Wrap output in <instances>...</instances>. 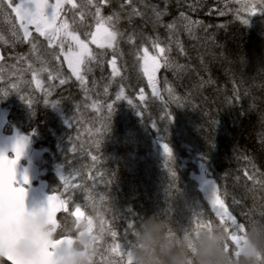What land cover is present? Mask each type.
Returning <instances> with one entry per match:
<instances>
[{"label":"trees","instance_id":"16d2710c","mask_svg":"<svg viewBox=\"0 0 264 264\" xmlns=\"http://www.w3.org/2000/svg\"><path fill=\"white\" fill-rule=\"evenodd\" d=\"M120 3L110 0L102 14L119 12L117 27L123 35L115 50L95 51L89 45L97 59L83 68L85 83L58 86L59 78L69 75L47 60L52 75L59 74L49 98L68 130L57 132L47 114L54 112L51 105L42 109L39 102L28 107L23 120L24 130L38 134L53 163L43 179L50 186L55 168L68 178V186L62 181L52 191L69 200V212L58 221L72 225L70 213L79 204L93 219L94 230L103 218L105 228L118 232V241L130 220L142 218L143 225L153 215L181 236L183 229L191 231L197 215L216 221L191 180L204 169L238 222L256 226L264 220V13L250 23V15L228 0H135L133 6L144 15L129 22L131 7L120 9ZM152 6L164 13L159 22L147 11ZM75 12L65 19L72 21ZM89 14L83 22L75 16L73 27L81 39L95 25ZM169 24L174 25L171 32ZM155 40L169 49V66L157 72L153 95L140 58L145 47L160 57ZM22 50L10 45L4 60L25 67ZM34 52L41 55L47 49L40 43ZM114 56L116 74L109 68ZM22 102L16 99L14 105ZM164 144L172 157L164 153ZM186 159L196 168L167 167ZM62 229L58 235L66 234ZM130 232L128 238L134 239ZM103 240L114 243L107 231Z\"/></svg>","mask_w":264,"mask_h":264},{"label":"snow or ice","instance_id":"6c2138e0","mask_svg":"<svg viewBox=\"0 0 264 264\" xmlns=\"http://www.w3.org/2000/svg\"><path fill=\"white\" fill-rule=\"evenodd\" d=\"M135 0H121L120 9L131 7V12L128 15L129 22H131L132 16H143L137 7L133 6ZM110 0H55V3H51L50 0H17L14 4L13 0H0V9L5 6L15 14V20L19 22V30L13 26L12 35L19 37L23 42H29L33 51L37 49V42L33 38V32L30 29L35 30V33L39 37H43L47 41L49 48H58L59 52H53L54 59L59 60L63 56L64 61L67 63L68 68L71 70L72 75L76 77L82 84L86 81L83 75H81L82 68L90 61L96 60L97 55L89 47L86 40L81 39V35L73 25L77 22L75 16L78 14L80 21L83 22L88 13V9L94 8L95 11L91 13L95 25L94 31L86 33L90 36V42L95 44L99 49H113L117 45L118 39L123 35L118 30V23L120 21V13L114 12L112 15L104 16L102 14V6H107ZM65 4L71 6V9L78 10L73 13L72 21L68 19H62L61 14L64 11ZM156 21L159 22L161 16L164 14L158 10L155 6H152ZM59 21V22H58ZM170 32L174 29V25H167ZM22 31V37L20 32ZM2 39V37H0ZM129 42H134L133 36L128 37ZM58 42V43H57ZM68 44L67 50H65V44ZM160 53V57L152 56L149 54L148 48L142 49L143 57V74L147 77L148 83L153 87V91H156V74L161 67L169 66V60L166 52L169 49L162 47L158 40L152 42ZM73 45L75 48H73ZM181 51L183 49L181 48ZM4 57L0 56V60ZM24 58L21 57V60ZM162 61V62H161ZM113 67V73L116 74V58L115 56L111 60ZM28 70L33 71V78L35 79L36 70L33 69L31 64H28ZM41 71L49 72V79L54 80L58 78L52 75L49 68L45 67L40 69ZM65 79L59 78V84H65ZM142 91V90H141ZM119 99V97H117ZM23 99V98H22ZM143 99V97H141ZM28 106L31 107V101L28 102ZM55 106V105H53ZM109 115L113 110V106L108 105ZM26 147V138H18L11 147V152L14 154L13 159L8 158L6 150H0V257L4 258L10 264H20L17 256L14 252V245L19 239L21 233L20 229L28 216H35L38 211H47L52 214L53 223L58 221L57 213L63 211L69 212V200L61 199L57 195H49L47 197V203L44 206L33 207L31 210L26 206L27 189L25 185L30 183L29 177L25 174L20 176L17 171V167L20 159L24 154ZM164 153L168 157H172L171 149L167 144L163 145ZM96 159L95 156L92 157ZM175 175V173H173ZM245 176L252 180L253 176L245 171ZM66 177H62L61 180L65 181L67 186ZM209 202L211 208L215 214L216 221L211 218H205L197 215L194 227L189 231L188 229L182 230V235L185 239L189 236L198 237L200 232L210 230L213 227L221 228L226 234L227 238L224 242V251L228 253L230 260L237 262L239 260V249L241 247V241L246 231V224L238 222V218L229 207L225 204L224 199L221 198L219 190L216 185H211V194L209 196ZM237 204L242 201H236ZM71 216L75 218L78 224L81 219L86 220L88 223L93 224L91 217L85 216V213L81 210L79 204L75 205L74 211H71ZM247 215V214H245ZM264 215V213H262ZM142 218H135L127 223V227L124 233L123 241H118V232L113 230L112 227L105 228V221L100 219V236L97 238V245L103 239V234L107 231L112 240L114 241L111 252L121 257L119 264H133L132 254L134 249L139 245V234L143 223ZM59 226V225H58ZM130 234L134 239H129ZM169 236H176V233L171 228L168 229ZM74 240L72 235L61 234L58 239L51 242L50 247L47 250L46 256L49 258L55 257V249L66 243L70 244ZM126 258V259H124ZM31 264H52L50 259L33 261Z\"/></svg>","mask_w":264,"mask_h":264},{"label":"clouds","instance_id":"9594fccd","mask_svg":"<svg viewBox=\"0 0 264 264\" xmlns=\"http://www.w3.org/2000/svg\"><path fill=\"white\" fill-rule=\"evenodd\" d=\"M52 214L38 211L28 216L20 229L14 252L20 264L50 259L52 264H95L100 226L81 219L70 227L55 223ZM86 221V222H84ZM59 225V226H58ZM75 232L72 243L55 249V257L46 256L51 242L58 239V230ZM227 234L219 227L200 232L199 236H169L167 222L159 216L149 217L141 226L139 245L132 254L133 264H237L224 251ZM238 264H264V220L247 225L239 249Z\"/></svg>","mask_w":264,"mask_h":264},{"label":"rangeland","instance_id":"374dc122","mask_svg":"<svg viewBox=\"0 0 264 264\" xmlns=\"http://www.w3.org/2000/svg\"><path fill=\"white\" fill-rule=\"evenodd\" d=\"M221 1H226V0H221ZM228 1L232 3L235 2L237 6L242 7L245 10V12L248 15H250V18L252 19L250 23L258 22L259 20H255V17L264 13V0H228ZM16 2L17 0H13L14 4ZM151 8L152 7H149L147 11H149ZM75 11H76L75 9H71L70 5L65 4V8L61 14V18L62 19L67 18L66 16L70 15L71 12H75ZM174 12L176 13L177 10H174ZM91 13L92 12H90L89 14L90 16H91ZM13 26H15L17 30H19V22L15 20V14L12 13L11 10L7 9L5 6L3 9H0V28L3 30V35H0V37H2V39H0V45L1 46L5 45L4 39L6 37L8 39L18 41L21 45L28 44V42H23L22 39H20L19 37H14L12 35ZM94 30L95 29L93 27L91 31H94ZM19 35L20 37H22V31L20 32ZM85 37L86 39L84 40H86V42H88V44L92 46L95 49V51L96 49H99L96 47L95 44H92L90 42V36L85 35ZM39 38H42V37H39ZM7 44L10 45L9 43ZM45 47L50 50H53L56 53L59 52L58 48H55V49L49 48L47 46L46 40H45ZM67 47H68V44L66 43L65 50H67ZM73 48H75L74 45H73ZM48 49H47V53L42 54L46 58V60H48V58L51 57V52ZM142 57H143V51H142L141 58ZM141 58H140V67L143 72V61ZM31 59L34 62H39V63H41L42 61L40 57L35 58L34 55L31 56ZM52 61L55 62L56 59H53ZM57 62H60L64 66L66 72L69 75V76L64 75V79L66 82L65 84L61 85L62 87H65L68 84H72L73 82L78 81L76 77L72 75V72L68 68L67 63L64 61L63 56H61L60 59L57 60ZM3 65L4 66L2 67L0 66V79H2L4 82L3 102H4L5 107L8 108L7 115L10 117V120H11V123L9 125V130L11 132L13 130H17L18 125L24 126L23 120L25 119L26 112L29 110L28 109L29 101H31V104H34L36 102H39V105L44 104L41 106L42 109H45L44 106H49V105H51V108L53 109V103L50 101L49 96L52 92L54 84L52 83V80L49 79V76H47L46 78H42L40 73H35L36 78L34 79L33 71L28 70V66H26V63H24L25 67L23 69L17 68V66L13 65L11 61H8V63H5ZM83 68H82L81 74L83 72ZM109 68L113 69L111 61L109 62ZM94 82H96V80H94ZM56 84L60 86L59 82H57ZM150 88H151L152 94L155 95L156 91L155 92L153 91V87L151 85H150ZM103 92L110 94L109 90L107 89H105ZM19 95L23 97V101H24V103L22 102L23 106L14 105L15 104L14 101L16 100V97H18ZM53 111L56 114L54 112L47 113L51 121L50 124L55 125L57 127L58 129L57 132L61 133V130L63 128L65 129L64 132H66L68 130L67 127H65L66 123H64L65 125L64 126L63 122L61 121L60 114L56 112L54 109ZM40 126H42V123L40 124ZM39 139L40 137L38 136V134H35V142H36L35 150L32 151L29 161H32L39 167L40 177L41 179H43L44 175H46L48 173V170L51 169V166L53 165V163L51 159L47 157V153L44 147L39 145ZM156 142L158 143V141ZM97 143L98 142L96 141V144ZM78 152H80L79 149H78ZM173 157H175V155H173ZM192 161L193 160L191 159L179 160V161L174 162V164L170 161L169 162L170 164L167 167L169 170L171 169L174 170L175 166L179 164H186V165L188 164L190 166L186 167V169H182L181 171L195 169L196 165H194ZM55 170H56V174H55V177H53V183L49 186L50 191H54L57 188H59V183L62 182L61 178L66 177L65 175L63 176L61 174L60 168L58 169L55 168ZM191 180L199 188L201 199L206 203L207 208L209 209L211 213V216L215 218V214L209 202V196L211 194L212 183L210 182L208 177L205 175L204 169L199 171V175L192 174ZM63 184L66 187L65 181L63 182ZM67 186H68V179H67ZM84 213H85V216L87 217L90 216L88 212H84ZM70 226H71V222H69V220H68V223H66V225L65 223L62 224V228L70 227ZM112 245H113L112 243L108 242L107 240L105 241L103 239L99 242V244L97 245L96 256L94 258L95 264H119L121 257L111 252Z\"/></svg>","mask_w":264,"mask_h":264},{"label":"water","instance_id":"95a60500","mask_svg":"<svg viewBox=\"0 0 264 264\" xmlns=\"http://www.w3.org/2000/svg\"><path fill=\"white\" fill-rule=\"evenodd\" d=\"M2 60H0L1 62ZM4 125H0V150H6L8 154L14 158V154L11 152V147L14 142L18 138H26V147L24 150V154L19 161L17 171L20 176L27 175L29 177L30 183L25 185L27 189V198H26V206L31 210L33 207L44 206L47 203V197L52 194H47V183L44 181H38L39 178V169L38 167L31 163L26 162L28 160L29 154L31 152L30 139L24 136L19 135L17 132L13 133L10 138L3 139L2 138V130ZM7 154V155H8ZM23 162H26L25 165H22ZM56 195V194H54ZM62 211L57 213V219L61 215ZM53 222V221H50ZM0 259L6 264H10L4 258L0 257Z\"/></svg>","mask_w":264,"mask_h":264},{"label":"flooded vegetation","instance_id":"af4514ba","mask_svg":"<svg viewBox=\"0 0 264 264\" xmlns=\"http://www.w3.org/2000/svg\"><path fill=\"white\" fill-rule=\"evenodd\" d=\"M50 2L51 3H55V0H50ZM30 30L33 32V38L39 40L45 46V40H44V38L43 37L42 38H39L38 34L35 33L34 28L33 29H30ZM4 41H6L7 43H9L12 47H17V46L27 47L28 44H29V42H28V44H26V45H21L18 41H14L12 39H8L7 37L5 38ZM0 51H1V55L5 58V56H6V48L5 47H3V48L0 47ZM5 63H8V61H5ZM2 66H4L3 65V62H2L1 67ZM3 88H4V82H3L2 79H0V118H6L7 119V126H6V128H5V130H4L3 134H2V137L3 138H9L11 136V133L13 131H15V130H13L11 132L9 130V125L11 123V120H10V117L7 115V109L8 108L5 107L4 102H3V92H4ZM17 131H19L20 133H22L21 129H17ZM22 134H26V133L24 132ZM30 136H31V143L34 145L33 134H31Z\"/></svg>","mask_w":264,"mask_h":264},{"label":"bare ground","instance_id":"6f19581e","mask_svg":"<svg viewBox=\"0 0 264 264\" xmlns=\"http://www.w3.org/2000/svg\"><path fill=\"white\" fill-rule=\"evenodd\" d=\"M22 49H23L22 52H23V55H24V58H25V61H26L27 65L31 64L33 69L36 70V73H40V71H41L40 69H42L48 63L46 58L42 54L40 55L39 53H35L30 46L24 47ZM32 55H34L35 58H39L40 57L41 60H42L41 63L34 62L31 59ZM55 62H53L54 64H52L51 67H54L56 69H62L63 71L66 72L64 66L60 62H56V63Z\"/></svg>","mask_w":264,"mask_h":264}]
</instances>
